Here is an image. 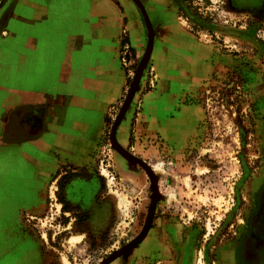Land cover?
Listing matches in <instances>:
<instances>
[{"label": "rangeland", "instance_id": "obj_1", "mask_svg": "<svg viewBox=\"0 0 264 264\" xmlns=\"http://www.w3.org/2000/svg\"><path fill=\"white\" fill-rule=\"evenodd\" d=\"M166 2L204 68L195 90V136L180 152L168 142L164 154H158L155 137L143 143L146 135L137 136L131 116L146 67L124 115L131 129L123 132V118L115 139L153 173L155 199L147 172L111 145L113 123L91 171L51 172L35 186L31 167L22 160L17 167L13 149L0 147V264H101L137 239L153 201L147 236L108 264H216L246 230L264 182V0ZM36 86L34 91L43 88ZM121 133L130 141L126 147ZM34 147L36 157L45 155Z\"/></svg>", "mask_w": 264, "mask_h": 264}, {"label": "crops", "instance_id": "obj_2", "mask_svg": "<svg viewBox=\"0 0 264 264\" xmlns=\"http://www.w3.org/2000/svg\"><path fill=\"white\" fill-rule=\"evenodd\" d=\"M137 1L155 42L131 116L137 135L184 141L198 121L189 93L201 56L181 38L166 0ZM1 12L0 147L13 149L17 167H31L32 186L51 172L91 171L148 45L140 8L134 0H7ZM34 146L45 155L36 157Z\"/></svg>", "mask_w": 264, "mask_h": 264}, {"label": "flooded vegetation", "instance_id": "obj_3", "mask_svg": "<svg viewBox=\"0 0 264 264\" xmlns=\"http://www.w3.org/2000/svg\"><path fill=\"white\" fill-rule=\"evenodd\" d=\"M5 1H7V0H5ZM5 3L0 7V29L4 23L5 14H6L5 12H1ZM179 24H180V22H179ZM185 39H187V38H185ZM199 63H200V61L198 60L196 72L198 75H200L199 77L201 80V79H203V75H204L203 69L204 68H202V66H200ZM148 74H149V66H147V69L145 71V77ZM197 84L198 83H196V85H194V86H191V90L189 93V95L191 97V101H192L191 106H193L192 108H196V110H197V105L195 104L194 99L196 96L195 90H196ZM195 128H196L195 133L189 139L188 138L184 139V141L171 140V142H173V141L176 142L175 145L178 148H180L178 150L179 152L182 151L186 147V145L189 143V141L192 139V137L195 136V134L197 132V123L195 125ZM125 131H127V130H123V132H125ZM125 133H127V132H125ZM125 133H121V134L117 135L119 142L123 147L128 146L127 144H124V143H125V141H129V139L126 138L127 134H125ZM150 137H151V139H152V137L153 138L155 137L154 143L156 144V147H159L158 150L160 149V151H158V154H160V153L164 154V152H165L164 149H166L165 147H166V145H168V142H170V141L164 140L165 138H162L159 135L149 136V138ZM139 138H140V136H139ZM141 140L144 143V140L143 139H141ZM146 141L147 140H145V143H146ZM181 142H183V143L180 144ZM184 142H185V144H184ZM143 143L139 142V145H143ZM129 144H130V141H129ZM254 208H255V210H254L253 215L247 221L246 230L243 232V234H241V236L238 238V240L233 243L232 247L229 250L223 252L222 254H220V256L215 258L217 261L216 264H264V182L262 184H260L257 188L256 198L254 201ZM150 241H151V236L149 238V242ZM187 262H186V264H187ZM170 263L171 264H178V259H174Z\"/></svg>", "mask_w": 264, "mask_h": 264}, {"label": "bare ground", "instance_id": "obj_4", "mask_svg": "<svg viewBox=\"0 0 264 264\" xmlns=\"http://www.w3.org/2000/svg\"><path fill=\"white\" fill-rule=\"evenodd\" d=\"M145 19H146L147 24H149L146 16H145ZM152 46H153V39H152V36H151L150 43H148L147 48H146V51H145V54H144L143 65H144L145 61L147 60V58L149 57V55L152 52ZM138 77L140 78V75ZM139 78H137L136 81L133 83V86H132V89H131V93H130L128 99H127V104L125 105L124 110H123L122 113H124L126 111V108L129 105V103L131 101V98H132L135 90L137 89V84H138ZM118 123H119V121L117 120L116 123H115V125L113 126V130L111 132V143H112V146H113L114 150L117 153H119L121 157L124 156L126 158V160H128V161H130V162H132L134 164H137V165L141 166L146 172H147V170L145 168H147L149 171H151L143 162H141L139 159L137 160V158L131 156L128 153H126L118 145V143L116 142V139H115V132H116V129L118 127ZM143 165L146 166V167H144ZM158 166H160V164ZM150 173L152 174V176H151ZM150 173L147 172L148 176L151 179L152 190H153V198L155 199V197H156L155 194L157 193L156 192L157 191L156 181H155V177H154L153 173L152 172H150ZM153 207H154V201L152 202V205H151L150 210H149V214H148L147 221H146V224H145L146 226L143 229V231L141 232V234L137 237V239L135 241H133L130 245H128L127 247H125L119 253L116 252V254L112 255L107 260L102 261L101 264H108L112 259L116 258L117 256H119V255H121L123 253H127V252L131 251L138 243H140L146 237L148 228L150 226L151 218H152ZM72 243H74V242H72Z\"/></svg>", "mask_w": 264, "mask_h": 264}, {"label": "water", "instance_id": "obj_5", "mask_svg": "<svg viewBox=\"0 0 264 264\" xmlns=\"http://www.w3.org/2000/svg\"><path fill=\"white\" fill-rule=\"evenodd\" d=\"M134 1L136 2V4L138 5V7L140 8L141 13H142V15H143V17H144V14H143V11H142V8H141V5H140L139 1H137V0H134ZM144 20H145V18H144ZM145 22H146V20H145ZM146 25H147V24H146ZM147 28H148V25H147ZM148 31H149L148 43H150V38H151V36H152L151 33H150V32H151V28H148ZM143 60H144V56H143V58L141 59L139 65H138L137 68H136V71H135V75H134L133 81L131 82L130 87H129V92H128L127 96L125 97L124 102L122 103L121 109H120V111H119L117 117L115 118L113 124L111 125L110 132H109V140H110V143H111V132H112V130H113V126L115 125V123H116L117 120L119 121V123H118V126H119L120 122H121L122 119L124 118V115H125V113H126L128 107H129V105H130V103H131V101H132V99H131L129 105H128L127 108H126V111H125L124 113H122L123 110H124L125 105L127 104V99H128V97H129V95H130V93H131V89H132L133 83L136 81L137 78H139V77H138L139 75L142 76L143 69L145 68V65H146V63H147V61H145L144 65H143ZM139 80H140V79H139ZM139 82H140V81H139ZM138 88H139V85H138ZM137 90H138V89H137ZM133 96H134V95H133ZM132 98H133V97H132ZM111 145H112V143H111ZM123 157H124V156H123ZM124 158H125V157H124ZM125 159H126V158H125Z\"/></svg>", "mask_w": 264, "mask_h": 264}]
</instances>
